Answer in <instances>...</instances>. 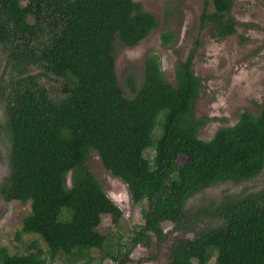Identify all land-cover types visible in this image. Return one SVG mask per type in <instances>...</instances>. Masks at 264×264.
<instances>
[{
	"label": "trees",
	"instance_id": "trees-1",
	"mask_svg": "<svg viewBox=\"0 0 264 264\" xmlns=\"http://www.w3.org/2000/svg\"><path fill=\"white\" fill-rule=\"evenodd\" d=\"M210 2L212 12H202L200 26L222 40L235 32L231 0ZM156 27L134 0H0V131L9 149L0 202L29 205L15 239L37 236L51 260L103 252L102 217L111 216L113 224L121 218L85 165L90 151L140 206L143 225L130 249L149 248L153 240L159 248L173 232L191 231L194 219L185 206L203 190L264 172V103L257 115L243 111L234 125L198 138L204 121L193 114L200 81L192 53L176 61L173 85L153 54L144 58L140 81L128 71L118 83L117 46L134 47ZM160 39L168 47L173 35ZM43 78L58 81L56 95ZM147 150L154 151L151 160ZM209 215L214 227L173 238L168 264H264L263 191L224 197ZM164 223L173 231L163 232ZM105 257L131 262L129 252ZM45 263L35 242L21 256L0 247V264Z\"/></svg>",
	"mask_w": 264,
	"mask_h": 264
},
{
	"label": "rangeland",
	"instance_id": "rangeland-1",
	"mask_svg": "<svg viewBox=\"0 0 264 264\" xmlns=\"http://www.w3.org/2000/svg\"><path fill=\"white\" fill-rule=\"evenodd\" d=\"M210 1L134 0L143 10L153 15L157 27L134 47L117 46L115 57L118 83H122L128 71L140 81L144 58L147 54H153L158 58L163 76L173 85L176 61L185 60L192 53L191 70L200 81L193 114L196 119L204 121L198 131L201 140L210 139L219 128L234 125L239 113L243 111L257 115L264 103V0H231L235 32L222 40L213 38L209 27L201 29L200 26L202 12H212ZM206 2L208 5L205 8ZM164 32L173 35V42L168 47H163L161 43L160 37ZM2 65L0 54V72ZM36 72L34 70L33 73ZM42 82L52 96L58 93V81L43 78ZM2 111L0 104V124ZM158 133L159 129L156 128L154 136ZM2 138L5 137L0 131V181L8 174L9 155L8 144ZM153 155V150L144 153L148 160ZM184 161V156L177 159L178 164ZM85 165L121 212L117 224L111 223L109 215L101 219L99 231L107 240L103 252L92 250L84 259L67 258L59 254L51 260L46 245L37 236L21 234L16 240L15 233L20 231L23 221L29 215V205L17 202H0V247H5L10 255L21 256L35 242L44 252L45 264H115L105 257L107 252L120 257L129 252L131 262L128 264H168V247L173 238L191 239L194 233L214 227L216 222L209 214L224 197L264 192V172L242 184L223 183L209 187L186 203L185 209L194 219L191 231L173 232L159 248L153 240L149 248L137 246L130 249V238L143 225L140 206L132 203L126 186L102 167L95 152H89ZM162 229L168 233L173 231V226L164 223Z\"/></svg>",
	"mask_w": 264,
	"mask_h": 264
},
{
	"label": "water",
	"instance_id": "water-1",
	"mask_svg": "<svg viewBox=\"0 0 264 264\" xmlns=\"http://www.w3.org/2000/svg\"><path fill=\"white\" fill-rule=\"evenodd\" d=\"M69 175H70V172H69V173L67 174V176H66V184H67L68 186H69V184H70V183H69V178H70Z\"/></svg>",
	"mask_w": 264,
	"mask_h": 264
}]
</instances>
